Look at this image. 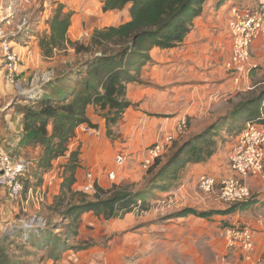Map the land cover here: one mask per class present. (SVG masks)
<instances>
[{"label": "crops", "instance_id": "crops-1", "mask_svg": "<svg viewBox=\"0 0 264 264\" xmlns=\"http://www.w3.org/2000/svg\"><path fill=\"white\" fill-rule=\"evenodd\" d=\"M238 1L246 3L250 0H207L202 13L194 21L192 31L181 46L170 49H152V59L144 65L139 81L130 83L128 86L127 98L131 105L125 110L119 123L112 128L114 136L117 137L116 140L109 139L107 121L102 112L90 105L87 110V117L95 127H91L89 123H84L78 127L76 135L69 143V151L65 156L55 160L52 170L44 175V182L41 187H37L36 191H42L49 202L60 193L70 154L76 150L79 151V166L76 169L77 181L74 188L80 189L82 187L86 182L88 172H94L97 175L96 181H98L99 186L107 187L109 180L104 174L114 168V158L121 153L128 158V167L123 172L128 174L118 178L120 170L118 171L117 181L119 185L129 181L137 182L139 181L137 171L141 167L140 163L146 158V149L151 143L173 133L175 140L170 145V148H173L177 142H180L181 138L187 140L217 120L228 116L233 105L240 100V94L246 92L242 90L246 88L251 90L264 83L262 81L254 83L250 81V78L244 77L241 83L237 84L232 78V73L226 67L231 50V42L227 34L229 17L227 9L232 3ZM11 2H16V11L9 26L10 31L15 33L14 37L11 36V38L16 47L24 54V61L19 74L21 84L6 83L3 80L4 69L0 66V134L3 145L17 154L15 156L17 159L33 161L40 154L41 147L24 146L20 148L19 141L24 131V124L23 114L16 110V104L21 103L22 99L20 98L12 104L11 102L18 96V89L21 86L22 89L29 86L28 92L31 90L38 91L42 88V86H38L36 89L32 87L33 84L31 85L27 77L35 67L41 65L45 67L46 63L51 64V62L43 61L45 57L42 55L39 40L42 35L49 33L47 21L54 8L58 4H63L65 11L74 12L68 35L72 40H76L79 37L81 39L85 34H92L94 29L119 26L128 21L130 14L125 13L123 16L122 12L129 11L130 4L125 7L126 10H120L121 12L119 10L104 12L102 10L104 0H28L26 2L24 0H11ZM25 15L30 19V27L29 31L22 35L24 32H18V25ZM215 17L224 19L225 25L223 24L222 28L216 30L211 28L210 22L214 21ZM124 18L125 21H123ZM263 43L264 39L256 42L252 47L251 61L253 68H255L251 70L252 73L258 70L259 65H264L262 64L264 52H261L259 47ZM39 57L42 63H39ZM45 59L51 60V58ZM29 96L30 94H26L23 97L27 99L30 98ZM234 100L236 102L232 103ZM218 104L226 105L217 109L215 107ZM185 116L188 120L189 129L185 134L178 136L176 131L178 122ZM194 123L196 125L193 126ZM228 166V157L225 158L221 152L214 154L206 161L189 164L182 173L179 187L166 193V197L169 195L170 200L164 199L162 204L170 203L173 208L174 204L182 203L187 198L192 197L193 200L196 198L199 205L198 209L202 211L227 209L225 206L219 205V194H216L218 191L211 193L203 191L199 187L198 180L205 174L220 178L227 173ZM183 177L185 178L182 179ZM248 185L252 196L256 195L253 198L254 201H263L264 174L249 178ZM32 203L34 207H32ZM36 204L38 203L35 200L32 202H14L8 196L7 190L0 186L1 239H5V236L17 237L19 234L24 236L25 232L18 228V219L16 218L18 216L27 217L34 213ZM164 210V205H160L156 209V213H163ZM179 220L206 225L209 230H211L210 225L218 226L222 223L221 221L226 222L228 220L231 224L247 225L254 232L256 247L251 258L240 260V264H259L260 259L264 256V204L255 202V205L248 209L227 215L215 214L207 218L195 215L172 217L171 222L167 225L163 224L165 221H154L142 228V232L144 231L145 234L141 241L144 237L148 239L150 233L153 232L157 235L158 241L165 239V237L177 241L181 230H184L182 222ZM109 223L93 212L84 214L76 242L81 241V239H89L85 232L89 227L95 228L91 237L92 240L112 235L115 224ZM187 223L191 234L197 232L194 229L196 226L191 222ZM116 225L115 228L118 227L117 229L127 228L126 224L120 222H116ZM151 230L152 232H150ZM208 232L213 245L221 246L223 244L222 234L212 235L210 231ZM84 235L87 238H83ZM132 236L137 237L138 234H126L122 238L124 240L123 250L121 249L122 245L119 244L109 249H102L94 245L96 248L91 250L94 252L90 255L87 253L83 255L85 251L68 250L62 253L59 259L52 258L46 264H119L122 263L121 259L124 254L130 251L127 248L134 247V244L127 245L128 243H126L129 242L128 240L136 241L137 238L132 239ZM261 264H264V258Z\"/></svg>", "mask_w": 264, "mask_h": 264}, {"label": "trees", "instance_id": "trees-1", "mask_svg": "<svg viewBox=\"0 0 264 264\" xmlns=\"http://www.w3.org/2000/svg\"><path fill=\"white\" fill-rule=\"evenodd\" d=\"M206 1L104 0V12L122 10L130 4V19L119 26L96 29L91 37V47L86 48L90 52L95 47V53L91 57L83 60L75 69L64 70L59 74L61 76L56 75V78L49 81L50 84H44L41 91L29 96L26 104H16V110L23 114L24 124L19 141L20 148L41 147L37 158L33 161L27 160L26 165V172L37 176L38 187L42 186L44 175L52 170L55 160L67 154L69 143L76 135L78 127L84 123L95 127L87 117L90 105L102 112L107 121L108 133L111 134L112 127L121 120L123 113L131 105L127 98L128 86L139 81L144 65L152 59V49L181 46L192 31L196 17L202 13ZM73 14V11H65L63 4L54 8L47 21L49 33L42 35L39 40L45 58L52 57L56 51L64 50L68 46L76 48L79 45L78 41L72 40L68 35ZM29 27L30 19L28 28L22 35L29 31ZM76 50L80 51L77 48ZM45 86L51 92L45 93ZM21 99L26 100L25 97ZM226 121L233 124L225 126L223 123ZM248 122L264 123V83L240 94V100L233 105L228 116L182 144L175 145L178 147L166 162H162V159L172 147L169 152L157 158L148 170L149 173H154L157 169L150 180L152 184L149 193L172 190L189 164L206 161L216 153L217 137L222 130L238 135ZM12 154L17 156L13 152ZM78 159L79 151L71 152L61 191L52 204V207L58 208L70 199L64 211L68 229L66 237L54 236L46 228L39 233L30 232L23 239L25 243H30L32 236H36V239L39 238V245L52 248L50 258L53 259L68 250H82L91 246L89 243L84 246L76 244L84 214L93 212L98 217L110 220L123 218L135 209L147 206L148 192L131 191L128 184H115L111 189L97 184L93 193L74 188ZM28 181L29 178L27 185L25 182L26 190L29 189ZM71 199H75V202H71ZM246 202L233 204L225 210L200 212L195 208H185L179 216L195 215L207 218L215 214L227 215L245 210ZM7 260L5 255L0 254V264H6Z\"/></svg>", "mask_w": 264, "mask_h": 264}, {"label": "rangeland", "instance_id": "rangeland-1", "mask_svg": "<svg viewBox=\"0 0 264 264\" xmlns=\"http://www.w3.org/2000/svg\"><path fill=\"white\" fill-rule=\"evenodd\" d=\"M10 2L11 0H3V6L5 7V13H7V8ZM124 9H122V11ZM129 12H130V8H129V11H124L122 12V14L123 16L125 15V13L128 15L130 14ZM227 12H228V9H227ZM228 20H229V17H228ZM123 21H125V18ZM223 21L224 19H222L221 17L220 18L215 17V20L210 22L212 26L211 28L214 30L218 28H222V26L225 25ZM227 29H228V23H227ZM94 31L92 34L89 33V35L87 34L83 35L81 39H79L80 37L77 38L76 40L74 39V41L79 42V45L75 47L77 49H80V51H77L76 48H74V46H68L64 50L56 51L54 55L50 57L51 60H46L44 58L43 59L44 62H51V64L46 63L45 67H42L41 65L31 70V74L27 78H29L28 80L30 81L31 85L33 84L32 87L36 89L38 86H43L46 83L50 84L49 81L53 80L54 77L56 78V75L58 76L59 74H62L64 70L70 71V70L75 69L77 66H80V64H82L83 60L91 57L95 53L94 52L95 47L92 48L90 52L86 51L87 50L86 48L91 47L90 42H91V37L94 34ZM259 47L261 48V52H264V43L261 44ZM78 52H82V53H78ZM251 52H252V47H251ZM262 58L264 59V55L262 56ZM38 61H40L39 63H42L40 60V57ZM262 64H264V61H262ZM258 67L259 68L256 72L254 73L251 72L252 74L250 73L248 76H246V78H250V81L254 83H258L259 81H262V82L264 81V65L262 66L259 65ZM243 79H244V76H242L240 80L242 81ZM3 80L6 83H8L5 80V78H3ZM21 87L20 89H18V96H17L18 98L16 97L11 102V104L15 101H18L20 98H23V96H25L26 94L27 95L30 94V92H28L30 88L29 86H25L23 89ZM47 87L45 86V93H47L48 91ZM41 89H43V87ZM41 89L39 91H41ZM248 90L250 89L246 88L245 90H242V91H248ZM48 92H51V91H48ZM235 102L236 100L232 101V103H235ZM26 103L27 102H25V100L24 101L21 100V103H18V104L24 105ZM223 105H226V104H218L216 105L215 108L220 109L222 108ZM117 124H115L113 127H115ZM223 124H225V126L226 124H229L231 126V124L233 123H230V121H226ZM234 124L236 125V123ZM194 125L196 124L194 123L193 126ZM188 129H189V126H188ZM108 135H109L110 140L114 141L117 139V137L114 136L115 134H113V131L111 132V134H108ZM236 135L237 134L235 133L229 134L228 132L222 130L219 136L217 137L218 147H217L215 154H217L218 152H221L222 154H224L225 158L228 157L231 144L233 140L235 139ZM185 140L186 138H181L180 142H177L176 145L182 144L183 142H185ZM155 142L157 141H154L153 143H151L148 148H150ZM177 147L178 146H173L172 150L163 157L162 162H166V160L176 150ZM148 148L146 150H148ZM126 162L127 163L125 164V166L119 171L118 178H120L123 175L125 176V174L126 175L128 174V173H123L126 171V168L128 167V160ZM140 165L141 167L139 171H137L139 181L137 182L129 181V182H126L125 184L126 185L128 184L131 186V191L136 192L138 190H144L148 192L147 206L144 208H139L137 210L135 209L133 212L125 215L123 218H116L114 220H111V219L106 220L102 218L110 222L109 224L116 225V222L117 223L120 222L121 224H126L127 226V228L121 227L120 229H117L118 227L115 228V225H114V230L112 231V235L110 236H105L101 239L92 240L91 237L94 234L93 231L95 228L89 227L85 231L89 239L88 240L81 239V241L76 243L78 244V246H84L85 243H89L92 246V247L90 246V248H87V249L79 250L81 252L85 251L83 252V255L86 253L88 255L92 254V252L94 251H91V250L96 248L94 247V245L99 246L102 249H109L119 244V245H122L121 249L123 250L124 240L122 238H124L126 234L128 235L138 234L137 237L132 236V239L137 238L136 241L132 242V240H128L129 242H126L128 243L127 245L134 244V247L132 246L133 248H127V249H130V251H127V253L124 254L123 258L121 259L122 263H119V264H240V257L235 256L234 254H229V250L224 245V237H223L222 229L224 226H228L231 224L229 221L230 219L226 222L221 221L222 223H220L218 226L215 224L210 225L211 230H209V228L206 227V225H201L199 223L193 224L192 221H188V220H179L180 222H182V226L184 227V230L183 229L181 230L177 241H173L172 239L168 237H165V239L158 241V239H156L157 235H155V232H153L152 234L150 233V237L148 239L144 237L143 240L141 241L143 235L145 234L144 231L142 232V228H145L148 223L152 224L154 221H160V222L165 221V223L163 224L167 225L171 222L172 217H175V218L180 217L179 216L180 212L184 210L185 208H196L200 212L202 210L198 209L199 208L198 202L196 198L195 200H193L192 197L190 199L187 198V200L182 203H179V204L177 203L176 205L174 204L173 208H172V205H170V203L162 204V200L164 199H167V201L170 200L169 195H167L168 197H166L165 194L172 190H176L180 185L179 184L180 181L178 182L176 187H174L172 190L168 192L155 191L154 193H149L148 190L151 188V184H152L150 183V180L154 177V173L157 171V169L155 170L154 173H149L148 172L149 169L144 167V161H142ZM108 171L105 172L104 174L105 177H107ZM92 174L94 175L95 173L92 172ZM95 175L94 177L96 178L97 175L96 176ZM28 178L30 180L28 181L29 182L28 188L29 189L33 188L32 195H34L35 197L31 199V201L25 200V202H32L33 200H35L38 204H36L37 207L35 208L34 213H31L29 216H27L28 217L27 219L31 218L33 215H38L46 220L47 228H48L47 230L48 232H50V234H53L54 236L60 235L62 236V238H65L67 235L68 229L66 228L67 222H65V219H64V211H65V207L67 206V202L70 199H67V201L62 206H59L58 208L52 207V204L55 203L54 197L49 202L47 197H44V195L42 194V191L40 190L35 191L34 189V187L35 188L38 187L37 186V183H38L37 176H34L32 172H29V173L25 172V175L22 177V179L24 183L26 182V185H27ZM184 178L185 177H183L182 179ZM116 183L119 184L117 179L113 182L109 181L105 189L113 188L114 184ZM80 190H83V185L80 188ZM216 191H218L216 192V194H219V188H217ZM30 192H31V189L29 190V193ZM36 195L37 196L42 195L43 201H40V202L37 201ZM254 196H252L248 202L244 203V204H247L246 209L255 205V202L258 204L260 203L264 204V200L254 201L253 199ZM183 200H185V198H183ZM71 202L74 203L75 199H71ZM160 205H164L165 210L163 213L162 212L156 213V209ZM219 205L223 207L225 206L226 208H229L230 206H232V205L224 204L221 201L219 202ZM32 207H34L33 203H32ZM20 217L21 216H18V218H16L18 219V222H19ZM24 217L25 216L21 218H24ZM187 222H191L194 226H196L194 227V229L197 232H194L193 234H191V231L189 229V224ZM214 222H217V220H214ZM20 227L22 226L18 225V228ZM208 231H210L212 235L222 234L223 244H221V246L213 245V243H211L209 239V237L211 236H208L209 234ZM150 232H152V230ZM83 238H87V236L84 235ZM37 239H36V236L35 237L32 236V240L30 241V243L28 242L25 243L23 240V235L21 236V234H19L17 237L5 236V239L3 238L1 239V236H0V254L1 255L3 254L7 257L8 260L6 264H46L48 263L50 259H52L50 258L52 248L39 245ZM61 255L62 253L58 256L57 259H59ZM259 264H261V262Z\"/></svg>", "mask_w": 264, "mask_h": 264}, {"label": "built area", "instance_id": "built-area-1", "mask_svg": "<svg viewBox=\"0 0 264 264\" xmlns=\"http://www.w3.org/2000/svg\"><path fill=\"white\" fill-rule=\"evenodd\" d=\"M25 2L28 0H24ZM16 2H10L7 13L0 0V64L3 67V75L8 83H18V76L24 61V54L16 47L11 36L10 20L16 11ZM228 37L231 42L230 57L226 67L232 73V78L238 84L242 76L246 77L253 70L251 61V47L264 39V0H250L249 2H234L228 8ZM29 25V17L23 16L18 25V32L22 33ZM18 79V80H17ZM19 84H21L19 82ZM35 91V90H34ZM30 91L33 96L38 91ZM188 120L183 117L177 125V134L183 135L187 132ZM175 140V135L169 133L155 142L146 153L144 167L149 169L157 158L169 152L170 145ZM124 154H117L114 158V168L107 173L108 180L113 182L117 179L118 171L127 163ZM229 166L227 173L220 178L202 175L198 184L205 192H214L219 188V198L224 204L233 205L248 201L252 197L248 180L264 174V123L248 122L240 134L231 144L228 156ZM27 161L19 160L3 145L0 134V186L7 190L8 196L14 202L31 201L33 188L29 193L26 190L22 177L27 171ZM98 184L92 172L86 174V182L83 184L85 192L95 191ZM35 189V188H34ZM36 191V189H35ZM29 193V194H28ZM39 194V193H38ZM37 201H43L42 195H36ZM138 209V208H137ZM136 209V210H137ZM21 218L17 223L24 230L23 239L28 237L30 232L39 233L47 228L45 219L38 215L31 218ZM224 245L229 254L239 256L240 260L251 258L256 247V240L253 230L244 224L233 223L224 226L222 229ZM263 258L260 259L262 262Z\"/></svg>", "mask_w": 264, "mask_h": 264}]
</instances>
